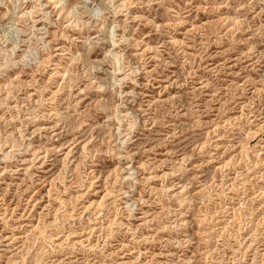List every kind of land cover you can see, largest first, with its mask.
Returning a JSON list of instances; mask_svg holds the SVG:
<instances>
[{
	"label": "rangeland",
	"instance_id": "rangeland-1",
	"mask_svg": "<svg viewBox=\"0 0 264 264\" xmlns=\"http://www.w3.org/2000/svg\"><path fill=\"white\" fill-rule=\"evenodd\" d=\"M0 264H264V0H0Z\"/></svg>",
	"mask_w": 264,
	"mask_h": 264
},
{
	"label": "bare ground",
	"instance_id": "bare-ground-1",
	"mask_svg": "<svg viewBox=\"0 0 264 264\" xmlns=\"http://www.w3.org/2000/svg\"><path fill=\"white\" fill-rule=\"evenodd\" d=\"M60 9H65V5H61L60 7H59Z\"/></svg>",
	"mask_w": 264,
	"mask_h": 264
}]
</instances>
